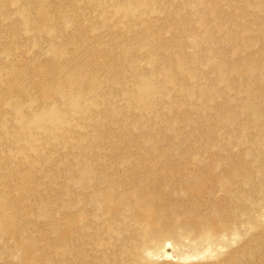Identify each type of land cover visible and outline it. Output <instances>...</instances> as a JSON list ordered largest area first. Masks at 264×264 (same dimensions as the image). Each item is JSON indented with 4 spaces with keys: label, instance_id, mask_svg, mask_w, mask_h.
<instances>
[{
    "label": "bare ground",
    "instance_id": "6f19581e",
    "mask_svg": "<svg viewBox=\"0 0 264 264\" xmlns=\"http://www.w3.org/2000/svg\"><path fill=\"white\" fill-rule=\"evenodd\" d=\"M19 1L24 4V15L27 17L34 15V19H29V25L36 28L32 35H27L29 37L27 42L36 41L40 46L48 47L52 50L51 55H54V60L57 62V70L60 71L56 78L53 75L55 71L51 73L45 70L32 80L29 89L24 90V93L20 94V98H18L20 101H17L18 104L14 103L11 105L10 108H14V110L10 113L20 108L17 105L21 106L22 111L19 119H22L27 124L24 128H21L18 125L19 123L14 125L11 123L10 130H18L19 132L15 134L14 140L26 142L22 144H28L38 154H41L45 149L43 141L53 142L50 144L59 145L62 148L64 152L62 158L57 159L65 158L62 162L68 172L67 178H70L69 181H65V186H67L68 191L72 190L74 195L69 197L70 200L64 202V205L68 207L66 209L68 212L65 211V214L58 212L59 214L53 218L48 215L46 210H39V213L36 214L42 216L44 224H49L51 227L47 237L41 235L40 232L42 230L40 227L32 226L30 230L25 224L23 217L16 224L14 221V217L18 216L15 213L16 208L7 207L0 199V249L6 253L17 254L18 252L17 264H94L80 256L82 254L81 251L84 249L83 246L75 248L77 243L89 238V242L84 243L103 245L101 249L105 258H108V260L112 259L109 261L113 264H123L128 253H130L128 255L130 261H138L142 258V252H147L154 248L152 243L156 244V249L165 247L168 244L165 243L167 238L182 233L178 231V228H182L181 231L187 235H203L205 233H208V236L213 233L225 235L228 233V228L233 225L238 226L247 221L255 225L264 222V184H256L250 175H246L247 173L243 174L242 170L249 171L250 165L238 158L240 156L239 152L233 151L229 143H218L219 151H212L210 147L213 143H205L206 141L198 143L196 146L194 142L195 144L193 143L191 147H185V152L188 149L202 151L203 153L205 151L210 152L212 157L215 158L213 161H194L186 158L174 160L170 158L171 155L162 160L155 156H149L151 157L150 159L141 160L135 158L138 150L131 147H118L119 151L115 153L113 150L111 151L113 153L109 151L110 154L107 153L109 157H104L106 154L103 157H93L94 155L87 157L86 154L88 155V153L85 148L94 143L91 140L84 139L87 137V132L99 130L100 124L108 126L106 119L100 118L99 120V117L104 116L105 113L114 114V117H119L120 119H128L130 114L135 112L137 118H139L137 121L134 119V122L142 124V118L152 112L155 114L153 118L162 117V114L169 112L171 115L170 119H172L171 122L177 125L181 121V116H184L183 113L190 117L195 107L203 108L206 104L207 108L217 109L222 116L225 111L224 107L222 108L216 102L217 96H220L224 91L205 82L203 79L205 75L212 81L218 79L219 82L223 81L231 84V80L235 78V75L242 76L243 71L241 69L244 67L243 69L249 70L250 74L256 76L264 88V51L262 50L261 55L259 54V64H253L252 60L257 56L258 51H246L251 41L246 36V33L250 32L253 27L250 25L251 23L243 22L242 18L244 16L240 13L244 11L246 14H254L251 9V1L254 2L253 0H180L181 4L178 12L184 15V13L188 12V9H191L190 12L193 15L190 20L188 19L189 21L182 23L177 20L176 15L179 14L177 11L176 15L172 13L173 9L166 13L168 7H164L161 0H116L118 6L111 11L110 17L104 18L101 24L91 28L93 36L89 39L94 44L86 38L78 39L77 32H85L80 26H75L73 30L68 29V31L64 32L60 29L55 31L50 27L52 20L56 22L55 24L61 21L58 18L73 20V23L75 22L78 25V20L86 24V26L92 25L94 21L91 19L92 11L96 7L94 2L85 0L83 8L79 0H60L61 3L57 2L59 6L52 7L42 5L39 0ZM55 1L57 0L51 1L50 4L53 5ZM223 2L229 7H234L235 10L227 13ZM226 14L227 17L224 18ZM12 15H14V12H10L5 18L9 19L10 17L9 20L14 22ZM72 17L76 18L72 19ZM160 20L164 21L161 24V29L155 26L156 22ZM228 20L232 23L231 25H237L236 30H234L233 26H224ZM4 21L0 20V26L5 25ZM73 23H70L69 26H72ZM27 27L28 25L26 24L22 32H28ZM238 28L239 30H237ZM100 29L104 31H100ZM43 31L47 33H43ZM164 33H169V35L167 34L168 36H166ZM73 34L77 37L79 45L68 49L66 47L70 45V39H72ZM111 34L121 36V41L116 43L120 53L113 56L109 55L110 53L101 55L100 52L103 51L102 53H104L106 51L103 48L104 46H102V38ZM250 35L252 34L249 33ZM46 36L47 38H45ZM188 39H191L190 43L192 45L190 44V46L194 47L192 48L194 50L192 53L183 50V46ZM13 42L16 41L13 40ZM261 46L260 48L263 47ZM227 48L228 51L224 53ZM230 51L235 58H229L230 54L228 52ZM81 52L87 54L86 57L82 61L79 60L80 62L74 61L75 59L73 60L72 56H78ZM82 56L83 54L80 55V58ZM92 58H95L99 63L92 65ZM228 60L233 61L234 68L230 69L227 66ZM144 61H146L145 64L147 62L148 64L150 63L152 69L136 71L137 69L135 68L141 67ZM100 63L103 64V69L98 66ZM10 64H13V71L8 73L9 77L18 79L17 82L31 78L28 75V71H19L13 61H10ZM205 64L212 66L211 74L204 71L203 67ZM6 65H9V62ZM179 73L182 75L181 77ZM170 81L177 86H171L172 88L165 91L164 86ZM219 82L217 81V83ZM120 83H131V85L126 86L124 89H119L118 85ZM223 87L225 86L223 85ZM241 89L248 94L255 92L254 88L252 90L249 87H242L239 91ZM164 91L167 93L182 92L184 98L180 100L172 97V99H165L163 97ZM33 92L37 95L34 98L36 105L35 102L28 101V97ZM119 96H123L127 100L130 108L120 105L121 101H117ZM202 97H204L203 103H198ZM230 99L231 103L235 102L234 99L237 101L236 96L233 95H231ZM155 105L157 106L154 107ZM235 108L242 110L248 115L246 119L238 120V123H235L243 125L244 130H253V134L249 137L246 135L239 136L238 132L235 131L234 135L240 141L246 139L248 144L250 143L249 150L251 148L252 151L255 148L257 149V154H255L260 160L261 165L259 167L262 169V180H264V100L262 93L258 94L256 98L242 101V103L238 102ZM30 113H34L35 118L33 116L30 117ZM233 118L232 115L225 117L226 121L232 122L234 121ZM16 125L18 126L16 127ZM211 125L216 129V133H220V124ZM208 127L211 128L210 125ZM177 129L180 128L177 126ZM197 133L199 134V131ZM75 138L77 139L73 141L72 139ZM93 138H95V135ZM196 138L195 140H198ZM34 140L43 141L34 143ZM145 144L147 143L145 142ZM106 146L109 148L108 145ZM103 150L105 151V149ZM245 151L247 152V150ZM54 153L60 154L57 151L53 152L50 150L49 155L52 154L53 157ZM181 157H183L182 154ZM56 163L57 161H54L53 166ZM44 164H46L44 161L39 162L41 168ZM44 176L55 180L51 171L49 172V177L45 174ZM245 182L250 185V192L246 191L247 193H243L244 187L242 185ZM35 185L38 186L39 183L36 182ZM185 187L188 191L199 192L194 198L202 205H209L210 211L203 214L198 212L195 215L191 214L189 218L178 224L170 220L175 217L176 211L173 208H177V206L161 211L159 196L161 197V193L167 190L171 193L170 201L174 200L180 205L184 204L186 198L183 196L178 197L177 192ZM219 190L226 192V196L219 194ZM253 192H258L259 195L256 193L258 196L254 197ZM69 194L71 195V192ZM205 195H209V198L206 199ZM53 200L55 199L50 201L45 199V202L46 204H51L50 202ZM230 201L234 203L233 207L236 206L235 208L232 207L235 209L234 211L228 208L229 204L227 203ZM247 201L251 203L252 201H257V205L247 206ZM38 202L45 204L42 200ZM212 207H214V210H212ZM149 209L156 210L157 218L149 217L147 213ZM211 210L217 211L218 214L213 216ZM222 213L223 215L227 213L228 216L226 218L225 216L222 217L220 215ZM99 216L115 221L107 228L105 226L101 227L99 229L100 233H92L91 226L93 224L98 225V227L101 226L97 220ZM121 218L128 220V226L121 222ZM134 223L140 224L138 231L135 230ZM122 228H125L126 232L130 233L129 237H131L129 240L137 244L134 245L135 249L130 245L129 248L125 247L127 249L121 247V251L125 249V252L126 250L128 252L125 253V256L124 251L121 252L117 249L120 247H116L117 245L114 241L115 239L118 240L119 229ZM73 235L77 236L75 243L71 245L68 242L69 240L66 241V239L72 238ZM55 236L61 237V243H59L57 254H52L50 246L54 244ZM132 236H138L140 239L138 240L137 238L135 242L136 238L131 240ZM208 236L207 238H209ZM7 237L13 238L11 240L14 241H8ZM45 238H48L47 242L44 240ZM120 241L122 242V240ZM119 242L118 244H120ZM36 249L38 252L35 251ZM68 251H72L71 256L69 254L66 257ZM72 257L75 260L71 259ZM140 264L144 263L141 261Z\"/></svg>",
    "mask_w": 264,
    "mask_h": 264
},
{
    "label": "rangeland",
    "instance_id": "374dc122",
    "mask_svg": "<svg viewBox=\"0 0 264 264\" xmlns=\"http://www.w3.org/2000/svg\"><path fill=\"white\" fill-rule=\"evenodd\" d=\"M51 1H53V0H47L46 2H45V0L44 1L39 0V2H41L42 5L44 4L47 7L59 6L58 3H61L60 0L59 1L57 0L54 2L53 5H51L50 4ZM79 1L81 2L80 5H82V7L84 8L85 0H79ZM90 1L94 2V5H96L94 10L92 11L91 19L94 20L92 25L86 26V24L79 22V20L77 21L79 23V25H78L75 22L73 23V20H68L67 18L66 19L58 18V20H61V21L58 24H55L56 22L52 20V22L50 23L51 24L50 27H52V29H54L55 31H58L60 29L61 31L64 32L66 30L68 31V29L73 30L75 28V26H77V27L80 26V28H82L85 32L80 33L78 31L77 32L78 39L79 38H86L88 40L89 38H91L93 36L91 28L101 24L104 18L110 17L111 11L114 10V8L118 6L116 3V0H90ZM239 1H241V0H239ZM253 1L254 2L251 1V9H252L254 14H246L244 11H241L240 13L242 14V16H244L242 18L243 22L249 23V24L251 23L250 25L253 27V29H255V30L251 29L250 32L248 31V33H246V36H248V38H250V40H251L249 45H248V47H250L251 49L247 47L246 51H251V50L258 51L257 56L252 60V62H254L253 64L258 65L259 60H260L261 51L262 50L264 51V10H263L264 9V0H259L258 2H257V0H253ZM161 2H163L162 5L164 7L165 6L168 7L166 10V13H168L167 11H169V10L171 11L173 9L172 13H174L176 15V11L177 12L179 11V6L181 4L180 0H177V1L176 0H174V1L173 0H171V1L170 0H166V1L161 0ZM224 4L225 3L223 2V6L226 9L227 13L233 12L235 10L234 7H232V6L229 7V5H226V4L224 5ZM217 5H219V3H217ZM261 6H263V7H261ZM23 9H24V4L19 0H0V20L4 21L6 19L4 21L5 25L0 26V74L6 73L4 75L3 74L0 75V199L2 200V202L5 205H7V207L16 208L15 213H17V215H18L16 217H14V221L16 224L19 222L20 218L23 217L25 224L28 226V228L30 230L32 229V226L40 227V229L43 232V234H42V232H40L41 235L42 236L45 235L47 237V235H48L47 233L50 232L51 227L49 224H44L42 216H39L36 214L39 213V210H46L48 212V215L49 216L51 215L52 218L56 217L59 213L65 214L66 212H68V210H66V209H68V207H66L64 205V202L66 200H70L69 197L73 196L74 194H73L72 190L68 191L67 186H65V183H66L65 181L66 180L69 181V179H70V178L69 179L67 178L68 172H67L66 168L64 167L65 166L64 163L62 162V160L65 158L57 159V158H62V155L64 153L62 151V148H60L59 145H51L50 143H53V142H49V141L45 142L43 140H34V143H40L42 141L45 143V145H44L45 149L42 151L41 154H38L36 152V150H34L33 148H30L28 144H22V143H26V142H23L20 140L19 141L14 140L15 134L17 132H19L18 130H15V129L10 130L11 123H13L12 125L19 123L18 125H20L21 128H24L27 124L22 119H19L20 113L22 111L21 106L17 105V107H20V108H17L13 113H10L14 110V108H10L11 105L14 103L18 104L17 101H20V100H18V98H20V94L24 93V90L29 89V86L32 83V80L34 78H36L37 76H39L45 70H48L51 73H53L55 71L53 75L56 78L58 77L57 74H59V71H60V70H57L58 67L56 66L57 62H56V60H54V58H55L54 55L53 54L51 55V52H53L52 50H50L48 47L40 46L36 41L27 42L28 41L27 38H29L27 35H30V34L32 35L36 27L29 25V23H30L29 19H34V15H30L29 17H27L26 15H24ZM81 10H83V9H81ZM83 11H85V10H83ZM190 11H191V9L190 10L188 9V12L186 11L187 13L186 14L184 13V15L182 13L180 14L178 12L179 14H177L176 17H177V20L179 21V23L187 22L191 19L190 17H192L193 15H192V12H190ZM10 12H14V15H12V19L14 20V22H11L9 20L10 17H9V19L5 18V16L10 14ZM255 13H256V15H255ZM35 14L38 15V13H36V12H35ZM153 14H156V13H153ZM164 14H165V12H164ZM230 14H228V15H230ZM68 17L70 18V16H68ZM226 17H227V14L224 16V18H226ZM75 18L76 17H72V19H75ZM184 18H185V20H184ZM229 20H228V22H225L224 26L225 25H226L225 27H232L233 26L234 30H236L237 25H231L232 23H230ZM70 23H73V25L69 26ZM163 23H164V21L160 20V21L156 22L155 26L159 27L161 29V26H162L161 24H163ZM26 24L28 25L27 29L30 32L29 31L28 32H22V30L24 29ZM22 26H23V28H21ZM6 27H8V28H6ZM3 28H5V29H3ZM239 28L237 30H239ZM256 28H257V30H256ZM103 29H104V27H103ZM103 29L102 30L100 29V31H104ZM71 30H70V32H71ZM182 32H183V30H182ZM43 33H47V32L43 31ZM249 33L252 35L249 36ZM167 34L169 35V33H164V35L168 36ZM253 34H254V36H253ZM261 35H262V37H260ZM47 36L45 38H47ZM261 39H263V40H261ZM13 40H15L16 42H13ZM76 40H77V37L73 34L72 39H70L71 43L66 48L69 49V47L74 48L75 45L78 46L79 42H78V40L77 41ZM115 40H117V42H115ZM120 41H121L120 35L115 36V34H111L107 37L106 36L103 37L102 38V46H104L103 48L106 49V51H104V53H102L103 51L100 52L101 55L102 54L106 55L107 53H110L109 55H112V56L118 55L120 53V50H119L116 43H118ZM90 42H92V41L90 40ZM190 42H191V39H188L186 41L185 45L183 46V50L188 52V53H192V51H194L192 49L194 47L190 46V44L192 45V43H190ZM92 44H94V43L92 42ZM258 44H259V46H258ZM260 46L262 48H260ZM227 51H228V48H227V50L225 49L224 53H226ZM231 53H232L231 51L228 52V54H230L229 58H231V57L235 58L234 56H232L234 54L232 53V55H231ZM81 54H83L82 58H80ZM86 55L87 54H84L81 52L78 56H74V57L72 56V58H73V60L75 59L74 61L80 62V61H82V59H84V57H86ZM257 58H259V59H257ZM10 61H13L14 63H16V66H17L16 68L19 71H25V72L28 71V75L31 78H27L24 81L17 82L18 79H13V78L9 77L8 73H11V71H13V69H12L13 64H10ZM228 61L229 62H227V64H228L227 66L230 67V69L234 68L235 65L233 64V61L232 60H228ZM8 62H9V65H6V63H8ZM145 62L146 61H144L142 63L141 67H137V65H136L137 68H135V66H134V68L137 69L136 71L151 70L152 65L150 63L148 64V62L145 64ZM94 63H99V62H97V60L95 58L94 59L92 58L91 64L93 65ZM51 64H52V66H51ZM98 66H100L102 68L103 64L100 63V64H98ZM211 67L212 66L210 64H208V65L205 64L203 69L205 72H209L211 74V72H212ZM142 68H144V69H142ZM243 68L241 70L243 71L242 76H244V77H242L240 75H235V78H232V80H231V84H228V83L223 82V81L219 82L218 79H215L214 81H212V80L208 79L209 78L208 76H206V75L203 76L204 81L209 83V85L214 86V87H218L219 90L224 91L220 96H217L218 99L216 102L217 104L219 103L222 108L224 107L223 109L225 111H224L222 116H221L220 112H218L217 109L215 110V109L207 108L206 104L204 105L203 108L195 107V109H193L194 111L192 112V115L190 116L191 118L189 116H187V114L183 113L184 116H181L182 117L180 119L181 121L179 120L180 122L177 123V125L171 122L172 119H170L171 115L169 112H167V113L165 112L164 114H162V117H159V118H155V117L153 118V115H155V114L152 112L150 115H147L146 117L142 118L143 119L142 124H138V123L134 122L135 120L137 121V119L139 118V117L137 118V114L135 112L130 114V117H129L130 120H129V118L128 119H120L119 117H114L113 116L114 114L112 115L111 113L110 114L105 113L104 116L99 117V120H100V118L106 119V121L108 122V126L106 124H100L99 130H94L96 133L94 131H92V132L89 131V132H87V135H86L87 137L84 138V139L91 140V141H93L92 143H94V144L89 145L85 148V150L88 153V155L86 154V156L88 157L90 155L89 157H92L94 155L93 157H103V155H105V154L107 155V153L110 154V152L112 150L114 153L118 152L119 151L118 147H127V148L131 147L132 149L138 150V153H137L135 158H138L141 160H147V158L150 159L151 157H154V156L159 157L162 160V159L169 157L171 155L170 158H173L174 160H178L179 158L180 159L186 158V159H190V160H194V161H200V160H202V161H211L212 160L213 161L215 158L212 157L210 152L205 151L203 153L202 151H198V150L193 151V150L188 149V151H190L188 153V151L185 152V149L189 148V146L191 147L194 142L196 143V144L194 143L196 146L198 143H202L203 141H206L205 143H213L212 146L210 147V149L212 148V151H216V150L219 151V144L218 143H229L231 148L233 149V151H235L236 153L239 152L240 156L238 158L243 160L244 163L250 165L249 171L242 170V172H244L243 174L247 173L246 175H248V176L250 175V177L253 178V180L256 182V184H260V185L264 184V180H262L263 179V175L261 172L262 169H260V167H259L261 165L260 160L256 156L257 149L255 148V150L252 151V148H251V150H249L250 149L249 148L250 143L248 144L246 139L240 141L234 135L235 131L238 132L237 134H239V136L246 135L247 137H249L253 134L252 133L253 130L252 131L250 129L244 130L243 125H240V124L238 125L235 123V122L238 123V120L246 119L248 117V115L245 112H243L240 109L235 108L237 106V103L238 102L242 103V101H246V100L248 101V99L250 100L251 98H256L257 95L261 94V93H262V98L264 100V88L262 87L260 81L256 78V76L254 74H250L249 70L246 71V69H243ZM132 69H130V70H132ZM181 76L182 75L180 74V77ZM217 81L219 83H217ZM237 81H239V82H237ZM255 82H256V84H255ZM125 84L120 83L118 85L119 86L118 88L124 89V88H126V86L131 85V83H129V84L127 83L128 85L127 84L125 85ZM167 85H168V87H167ZM223 85L225 87H223ZM171 86L175 87L177 85L174 82L172 83V81H170V83L168 82L164 86V90L167 91L168 89L172 88ZM256 86H257V88H256ZM242 87H249L252 90L254 88L255 92H253V94H248L246 91H243L242 89L239 91V89ZM31 88H32V86H31ZM27 92H29V91H27ZM162 94H163V92H162ZM231 95L236 96L237 101L234 99V101H235L234 103H231V99H230ZM36 96H37L36 93L33 92V94L30 95V97H28V101L34 103L35 102L34 98H36ZM204 96H207V95H204ZM157 97H158V95H157ZM163 97L165 99L178 98L180 100V99L184 98V94L182 92H180V93L179 92H175V93L174 92H171V93L165 92V94H163ZM117 99H118L117 100L118 102L121 101L120 102L121 104L119 103L121 106H126V108L129 107L127 100L124 99L123 96H121V97L119 96ZM202 100L204 101V97L200 98L198 103H203ZM36 104L37 103L35 102V105ZM156 106L157 105H155L154 107H156ZM183 108L186 109L185 107H183ZM226 108H228V109H226ZM19 110H20V112H19ZM230 110H231V112H229ZM237 111H240V112H237ZM136 112H139V111H136ZM212 112H213V114H212ZM210 114H212V115H210ZM228 115H232L234 117L233 122L232 121H226L225 117L227 118ZM31 116H33V118H35L34 113H32V114L30 113V117ZM160 118H162V119H160ZM156 119H158V120H156ZM165 119H166V121H165ZM120 120H122V122H120ZM211 120H213V121H211ZM110 122L113 124L111 125ZM230 122H232V123H230ZM109 123L111 126L109 125ZM210 123L213 125H216V123L220 124L221 126L218 125L222 129V130L220 129V131H219L220 133H216V131H215L216 129ZM207 124H209L210 127L211 128L213 127V128L212 129L209 128L208 127L209 125H207ZM18 125H16V127ZM177 126L180 129H177ZM110 127H111V129H110ZM161 128H162V130H161ZM188 129H190V130H188ZM157 130H158V132H157ZM233 130H234V132H233ZM197 131H199V134L197 133ZM138 132H139V134H138ZM143 133H145V134H143ZM94 135H95V138H93ZM149 135H151V136H149ZM131 137H132V139H131ZM195 138L198 140H195ZM76 139L77 138L72 139V140L74 141ZM180 139L182 140V142ZM145 142L147 144H145ZM56 143H61V142H56ZM80 143H82V142H80ZM105 143H106V145L109 146V148L105 145ZM183 145H184V147H183ZM105 147H107L108 149ZM113 147H114V149H113ZM168 147H170V148H168ZM182 147H183V149H182ZM241 148H244V149H241ZM103 149H105V151H107V152H105ZM50 150H52L53 152L57 151L58 153H60L59 154L60 156L57 155L56 153H54V156L52 157V154L49 155ZM245 150H247V152ZM242 151H244V152H242ZM95 152H96V154H94ZM113 152H111V153H113ZM91 153H93V154L91 155ZM181 154L183 157H181ZM106 155L104 157H109L108 155L107 156ZM149 156H151V157H149ZM52 159H56V160H52ZM40 161H44V163H46L43 165L42 168H41V166H39ZM54 161H57L55 166H53ZM50 171L54 174L55 180H52V178L49 179L50 178L49 177ZM255 173H257V174L255 175ZM44 174L47 175L49 178H46L44 176ZM250 177H246V178H250ZM255 177H256V179H255ZM36 182L39 183L38 186L35 185ZM71 183H73V182H71ZM247 184L248 183L245 182L242 185L244 187V189L246 188L245 190L243 189V193L250 192V188H249L250 185L249 184L247 185ZM247 188L249 191L247 190ZM186 189L187 188L185 187L184 189L177 192L178 197L183 196L186 198L185 203L181 204V205L178 202H174V200L170 201L169 197L171 196V193L168 192L167 190H165L163 193H161V195H162L161 197L159 196V199L161 201V208H160L161 211H165L166 209H169L170 207L177 206V208L176 207L173 208L176 211L175 217L171 218L170 220L175 221L178 224L182 223L187 218H189V215H191V214L195 215L197 212L199 214H203L204 212L210 211L209 205H202L201 203L197 202V200L194 198V196L199 194V192L188 191ZM69 192H71V195L69 194ZM218 193L225 195V196L227 194L223 190H219ZM256 193L258 194V192H255L253 195L254 197H257L259 195V194L256 195ZM205 196H206V199L209 198V195H205ZM173 197L175 198V196H173ZM45 199L47 201H50L51 199H55V200L50 202L51 204H49V203L46 204ZM40 200H42L45 204H40L38 202ZM252 203L250 201L249 202L247 201L246 205L247 206L257 205V201H252ZM227 204H229V206H228L229 210H231V211L235 210L233 208H235L236 206L233 207L234 206L233 202L230 201ZM213 208L214 207H212V210H214ZM212 210H211V212L213 213V216L218 214L217 211H212ZM92 212H94V210H92ZM32 213L35 215H33ZM147 213H148L150 218H157L156 210L149 209L147 211ZM220 215L222 217L225 216V218L228 216L227 213H226V215H223V213ZM243 216H245V215L243 214ZM103 217H105V216L103 215ZM103 217L99 216L97 218L98 222L101 224L100 227H98V225H95V224H93L91 226V232L92 233H100L99 229L101 227L105 226L107 228L112 222L115 221V220H111V219L107 220L106 218H103ZM121 222L125 226H128V224H129L128 220L123 219V218H121ZM156 223L159 224L158 221H156ZM248 223L249 222L247 221V222L243 223L244 225L243 224L238 225V226L233 225L232 227L228 228V231H227L228 233L225 235H222L221 233H213L209 236H208V233H205L203 235L202 234H199V235L188 234L187 235V234H184L183 231H181L182 228H178V231H180L182 233H180L179 235H174L172 237L167 238L165 243H168V244H166L165 247H161L160 249H156L155 248L156 244L152 243V247H154V248L150 249L147 252L146 251L142 252V255H141L142 258H140L136 262L129 260L128 255H130V253H128L126 250V252L128 253V254H126V261H124V263L123 262L122 263L123 264H140V262L142 261L144 264H148V263L149 264H264V222H261V223L256 224V225L254 223H249V225H248ZM139 225H140L139 223H134V228L136 231L139 230L138 229ZM126 231L127 230L125 228L119 229V233H118L119 235L117 238L118 240H116V239L114 240L116 242V245H117L116 247H120V248H117L118 250L125 248V247L129 248L130 246L135 249L134 245H137L135 243H132L129 240V238L131 236L129 237L130 233H127ZM19 232H21V231H19ZM76 236L77 235H75V236L73 235L72 238L66 239V241L69 240L68 242L71 245H73V243H75ZM207 236L209 238H207ZM132 237L133 238L131 240H135V238H136V240H135V242H136L138 236L137 237L132 236ZM7 238L9 239L8 241H10V242L14 241V240H11V239H13L11 237H7ZM60 238L61 237H57V236L54 237L55 242L53 245L50 246V250H51L52 254H55V253L57 254L59 243H61ZM119 239L122 240V242ZM139 239H140V237L138 238V240ZM44 240L47 242L48 238H45ZM129 241L132 243V245ZM84 242H89V238H85L83 240V242H79L75 246L76 249L83 246L84 249H83V251H81L82 254L80 256L83 257L84 260L91 261L94 264H113L111 261H109L112 259L108 260V258H105L104 255L102 254L103 251L101 248L103 247V245H98L96 243H92V244L87 243L86 244ZM118 242L120 244H118ZM91 245H93V246H91ZM127 248H125V249H127ZM85 249H87V250L85 251ZM125 249H123L122 251L120 250L121 252L124 251V256L126 253ZM35 251L38 252L37 249ZM71 252L72 251H68L66 253V257L69 254H70L69 256H71ZM246 252L249 254H247ZM17 255H18V252H17V254L16 253H9V252L6 253L2 249H0V264H17L18 263ZM19 255H20V253H19ZM248 255H249V257H248ZM59 256H61V255H59ZM71 259H74V257H72Z\"/></svg>",
    "mask_w": 264,
    "mask_h": 264
}]
</instances>
